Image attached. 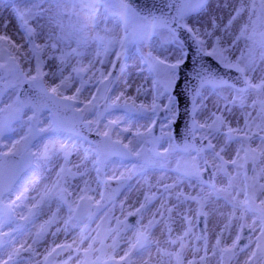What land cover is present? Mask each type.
I'll return each instance as SVG.
<instances>
[{
    "label": "snow or ice",
    "instance_id": "snow-or-ice-1",
    "mask_svg": "<svg viewBox=\"0 0 264 264\" xmlns=\"http://www.w3.org/2000/svg\"><path fill=\"white\" fill-rule=\"evenodd\" d=\"M49 3L0 0V13L7 11L19 21L16 39L7 34L12 20L5 23L0 15V264H56L64 254L62 264H69L73 252L79 264H89L92 245L82 255L75 241V248L53 242L41 251L45 228L57 222L64 207L65 230L80 218L75 193L69 191L74 181L83 183L82 188L76 185L77 199L94 201L98 211L114 207L115 191L108 190L107 181L105 191H98L99 182L93 189L88 177L93 170L99 175L116 158L131 163L130 172L160 175L127 212V217H139L135 225L127 217L115 218V239L102 252L107 264H136L140 250L151 245L154 230H161L163 241L155 242L156 250L168 264H264V0H224L226 14L207 27L189 20L210 10L211 0H168L167 12L148 15L138 14L127 0H111L125 21H139L133 38L141 42L136 67L143 81L135 95L121 91L114 98L107 93L115 92L118 77L95 64L87 69L91 76L81 75L86 71L80 65L81 51L62 46L67 32L60 13L50 14ZM185 33L203 57L215 61L216 70L201 65L191 79L184 75ZM123 48L122 43L118 60ZM49 52L59 55L46 63ZM119 70L124 73L125 62ZM93 82L95 93L80 99L86 84ZM71 88L74 94L66 95ZM209 92L218 100L212 109L207 107ZM62 111L72 113L71 123ZM115 111L123 116L101 127L102 118ZM138 119L145 123L122 127ZM110 179L124 184L129 175L114 173ZM221 199L231 212L210 239L207 217L215 214L213 201ZM38 213L51 218L24 238L27 228L20 221L30 224ZM146 213L150 218L144 223ZM245 229L246 241L241 235ZM122 231L133 233L125 249L118 243ZM88 238L82 235L80 244Z\"/></svg>",
    "mask_w": 264,
    "mask_h": 264
},
{
    "label": "rangeland",
    "instance_id": "rangeland-1",
    "mask_svg": "<svg viewBox=\"0 0 264 264\" xmlns=\"http://www.w3.org/2000/svg\"><path fill=\"white\" fill-rule=\"evenodd\" d=\"M220 1L221 0H219L218 4H215V7L217 8L220 7ZM47 7L50 8L51 15H56L57 13H60L59 19L63 22V25L67 32V35L65 37V40L63 41L62 46L65 47L66 49L79 48V50L81 51L82 55L80 57V65H82L86 69V71L81 75H83L86 79L92 74L91 72L87 71V69L91 66V64H95V68L99 69L100 71H103L105 73L111 72L112 68L114 67L113 65H115L117 61V57L121 52V44L123 43L124 45L123 51L127 55V59H126L127 61H125V71L124 73L119 72L117 76L118 79L112 85V88L115 89V92L114 93L109 92L107 93V95H113L114 98V96L116 95V90L117 89L121 90L122 88H125L127 92H129L130 88L126 87V85H130V83L128 82L129 77L131 76L132 78L133 76L134 80L140 79L139 70L136 71V75L133 74L131 75L129 69V65H131V62H135V64L137 65L138 57L142 54L140 40L133 38V33L137 30L139 21L134 17L129 18L127 21H125L122 14V10L115 8L111 3V0H59V2L58 0H50V3L49 5H47ZM0 15L3 16V20H5V22H8V20H10V16L7 11L0 13ZM13 20L16 24L19 23V21L15 19ZM0 34H4L2 28H0ZM147 50H148L147 45L145 44L143 47V51L146 53ZM52 55L58 56L59 53L58 52L47 53V55L44 57L46 63L48 61V57ZM97 60H103L104 63L103 64L96 63ZM109 61H111L112 63H109ZM73 64L74 66H77L75 61H73ZM127 70L129 71L127 72ZM69 74H70V70L69 72L65 73V75H69ZM98 75L99 73H97V76ZM94 84L95 82H93L92 84H86L85 91L83 95L80 97V99L91 98V95L95 93ZM65 94L66 95L74 94V88L69 89V91H67ZM219 95L224 96L227 95V93L221 92L219 93ZM206 100H207V107L209 109H212L214 102L215 103L218 102L217 97L213 95L212 92H209ZM102 102L103 101H101V103ZM114 115L118 117H122L123 113L113 112L112 116ZM138 121H141L143 124L145 123L143 119H138ZM105 122L106 119L102 118V122H101L102 127ZM63 135L66 137L67 135H69V133ZM159 150L162 151L163 149H159ZM117 161H119V159H117ZM119 167H124L127 170V172L124 173L129 175L130 180L133 181L136 177H138L136 183L138 184L141 183L140 194L147 193L149 185L152 182H156L154 181V177H149V176L146 177L147 174L149 175L153 171H148L146 175L139 172L138 170H134L130 172V170L132 169L131 163L120 162ZM105 179H110V178H104V176L100 174L98 182H99V189L101 191H103V184ZM188 189L185 188L184 190L187 191ZM69 191L75 193L73 199L76 200V204L79 205V208L76 209V212L79 213L80 218L76 220L75 224L72 227L78 228L83 223L90 222L92 224H95L96 228L101 229L100 230L101 233L99 234V236H102L103 239L100 240L99 238H95L92 244V248L94 250L90 253V260L91 263L93 264L94 260L97 258V252H98L97 248L99 247L100 242L102 241L104 243H108L106 246H110L113 243V239H115L114 236L111 235V230H114L116 228L115 218H120L121 220H124L125 217H127V212L130 209L125 212L120 211L118 216H113L117 212V208L121 207L117 203V200H115L113 202L114 207L109 206L110 207L109 211L106 212L105 210L99 217L92 218L90 216V209L91 206L94 205L95 203L94 202L89 203L87 201H81L77 199V196L79 195L77 189L72 190L71 187ZM219 205H223L224 207H228L229 209H231L229 206L225 204V202L222 199L219 201ZM190 207L193 210H195L197 205L192 204L190 205ZM62 210L67 212L66 207L62 208ZM23 214L27 215V212ZM40 214L41 213H38L37 216H40ZM211 217H213L212 214H210L207 218H211ZM145 218H146V214H145ZM246 220L248 223H251V219H248L246 217ZM20 223L24 226L26 225V222L24 221H20ZM93 231L94 229L91 230L90 235L93 234ZM197 231H198V227H197ZM122 232L124 236H121L118 242L120 241L124 242L126 238H128L129 240L132 238L133 235L132 232H128V231H122ZM110 240H112V242ZM187 259H191V256L187 255Z\"/></svg>",
    "mask_w": 264,
    "mask_h": 264
},
{
    "label": "bare ground",
    "instance_id": "bare-ground-1",
    "mask_svg": "<svg viewBox=\"0 0 264 264\" xmlns=\"http://www.w3.org/2000/svg\"><path fill=\"white\" fill-rule=\"evenodd\" d=\"M218 2H219V0H211L212 8L210 10L204 9L198 15L190 18L189 22L194 24V25L207 27L212 19L225 15L227 9L224 7V0L220 1V7L217 8V7H215V4H218ZM225 2H227V0H225ZM50 13H51V11H50ZM11 18L12 17H10V20H12V22L10 24H8L7 34H9V35L15 34V38L19 39V34L17 33V30H16L17 24ZM4 22H5V20H4ZM43 22L44 21H41V23H43ZM5 23H7V22H5ZM129 69H130L131 75L132 74L136 75V71L138 70V68L136 67L135 62H131V65H129ZM47 70L48 69L45 68V71H47ZM128 71L129 70H127V72ZM128 82L132 86L130 88L129 92H127V90L125 88H122L121 90L117 89L116 94H119V92H121V91H126L128 94L135 95V91H134L135 87L138 84L142 83L143 81L141 80V78L138 80H134L133 76H132V78L130 76ZM117 117L118 116H115V115L114 116H112V115L107 116L105 123H107V120L116 119ZM132 124H136L137 126H139L140 124H143V123L141 121H138V120H133L132 122H129L126 125H122V127H131ZM101 127H102V125H101ZM80 147H84V145L81 143ZM119 166H120L119 161L109 165L108 167L102 166L101 170H100V174H102L104 176V178H110V176L114 173L119 174V173L127 172V170L124 167H119ZM89 169H91V165H89ZM42 174L46 175V173H43V172H42ZM100 174L97 175L96 172L93 170V171H91V175L88 177V180L91 183V187L93 189H97V182L99 180ZM159 175H160L159 173H155V171H153L149 175L147 174L146 177H148V176L154 177V181H156V179L159 177ZM52 179L53 180L55 179V173H53ZM137 180H138V177H136L133 181L130 180L129 184L126 185V188H125V186L122 188L123 193L117 199V203L119 204V206L123 205V212H125L129 209L133 210L132 205L136 204V201L138 198L142 199V195L140 194L141 193L140 192L141 191V189H140L141 183L140 184L136 183ZM77 184H79L80 188L83 187L82 182L74 181L73 186H72V190L76 189ZM151 184H155V182H152ZM218 186H220V185H218ZM186 189H188V188L186 187ZM98 191H101V190L98 189ZM191 191H192V189L189 188L186 192H191ZM89 195L94 196V200L99 199V196L96 195L95 193H90ZM213 206L216 209L215 214L213 215V217L207 218V227L209 228L208 235H209L210 239L213 236V234L216 233L217 226L218 225L222 226V223L225 222V219H224L225 216H227L231 212V209H229L228 207H224L223 205H219V201L218 202L213 201ZM29 207H30V205H29ZM53 211H56V207H53ZM120 211H121V207L120 208L118 207L117 212L113 216H118ZM153 211H155L154 208H153ZM206 211H207V209H206ZM45 213H47V207H45ZM67 215H68V213L61 209L59 212V216L57 218V222H54L52 225L45 228V236L43 237V239L46 241V244H44L41 247V251H43V247L54 246L53 242L72 244L73 247L75 248L76 247V244L74 243V241H75L77 244L80 245V255H82L83 250L88 248L89 245H92L95 238H99L100 240L103 239L102 236H99V234L101 233L100 232L101 229L96 228L95 224H92L90 222H85L81 226H79L78 228L70 227L67 230H65V226L62 223V221L67 218ZM50 218H51L50 214H42L41 213L40 216L36 215L33 218L32 223L25 225V227L27 228V231L24 234V238H28L30 233L32 235H34L37 231H39L41 229V226L44 225L45 222L47 220H49ZM148 218H150V213H146V218L144 219V223H147ZM57 228H59L60 231L57 235L53 236L52 233L57 232ZM92 229H94V231H93V234L90 235ZM154 231H155V233L153 234V236L151 238V240H152L151 245L146 246L145 248L140 250V255L137 256V258H136V264H141L142 260H146L149 258H151L150 264H168L167 260L165 258L160 257L157 254V250H156V243L155 242L156 241H161V242L163 241V236L161 235V230H154ZM82 235H85L89 238L85 239L84 242L82 244H80V239H81ZM113 236H114V234H113ZM121 236H124L123 232L121 233ZM110 241L112 242V240H110ZM128 241H129V239L126 238L124 242H122V241L118 242L120 245V249L127 248L126 244H128ZM211 242L214 243V239H212ZM107 244L108 243H104V242L101 243L100 242V245L97 248V251H98L97 252V258L94 260L93 264H107L106 258L102 255L103 248L106 247ZM118 251H119V249H118ZM73 257H74V259L72 261H70L69 264H79V257L77 255L73 256ZM89 264H92L90 259H89Z\"/></svg>",
    "mask_w": 264,
    "mask_h": 264
},
{
    "label": "water",
    "instance_id": "water-1",
    "mask_svg": "<svg viewBox=\"0 0 264 264\" xmlns=\"http://www.w3.org/2000/svg\"><path fill=\"white\" fill-rule=\"evenodd\" d=\"M127 2L140 15L160 14L161 12L168 11V8H167L168 0H127ZM183 39H184L185 46H187L188 48V51H187L188 59H186L185 61L188 67L184 69L185 76H187L190 79L194 77L196 71L200 68L201 65H207V67L212 68L213 70H216L215 61H213L211 58L203 57L200 54L197 46L195 45V43L192 41L191 37L188 34L185 33ZM188 45H191V47L189 48ZM125 57L126 55L124 53V55L120 57L119 60L117 61L112 73L117 75L118 70H119V64L125 60ZM100 110L101 111L103 110V105ZM62 118L67 120L69 123H71L73 120V116L71 112H67L66 116L62 114ZM92 138H95L94 134H92ZM128 183H129V180H127L124 184H119L115 180H107V187L109 191L113 185H117V184L120 185L117 192L115 193V196L113 197V200L119 197L123 193L122 188L124 186L126 188V185H128ZM103 211L104 210L98 211L97 206H93L91 215L92 217L96 218ZM137 220H138V217L135 218V221H131V224L135 225ZM203 223L204 221L199 222L200 225H203ZM241 235H242V240L246 241V238L249 235L247 229L243 230ZM57 264H62V261Z\"/></svg>",
    "mask_w": 264,
    "mask_h": 264
}]
</instances>
